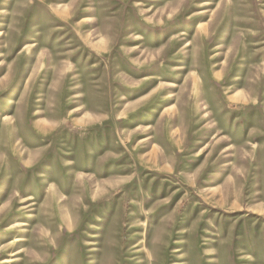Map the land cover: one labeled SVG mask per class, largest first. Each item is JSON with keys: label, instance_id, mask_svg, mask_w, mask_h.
<instances>
[{"label": "rangeland", "instance_id": "374dc122", "mask_svg": "<svg viewBox=\"0 0 264 264\" xmlns=\"http://www.w3.org/2000/svg\"><path fill=\"white\" fill-rule=\"evenodd\" d=\"M0 264H264V0H0Z\"/></svg>", "mask_w": 264, "mask_h": 264}]
</instances>
